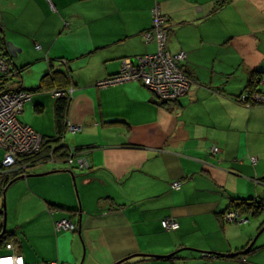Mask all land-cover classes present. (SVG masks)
<instances>
[{
    "label": "crops",
    "instance_id": "crops-1",
    "mask_svg": "<svg viewBox=\"0 0 264 264\" xmlns=\"http://www.w3.org/2000/svg\"><path fill=\"white\" fill-rule=\"evenodd\" d=\"M156 8L167 50L186 54L179 64L191 80L187 94L163 101L140 81L97 86L124 58L155 51L142 33ZM0 36L21 76L14 88L31 95L18 120L61 137L67 153L31 170L56 172L12 191L13 249L2 246L0 256L25 264H238L245 256L264 264V230L242 254L264 226V209L243 215L246 223L222 217L233 199L264 203V105L237 101L264 73V0H0ZM24 72L38 77L34 89L25 88ZM61 86L73 91L59 133L51 90ZM70 154L88 166L69 164ZM167 217L177 230L165 228ZM61 218L75 229L56 232Z\"/></svg>",
    "mask_w": 264,
    "mask_h": 264
},
{
    "label": "built area",
    "instance_id": "built-area-1",
    "mask_svg": "<svg viewBox=\"0 0 264 264\" xmlns=\"http://www.w3.org/2000/svg\"><path fill=\"white\" fill-rule=\"evenodd\" d=\"M166 18L158 8L152 11V27L142 33L146 43L153 42L155 51L138 55L135 58H124L120 64V70L114 76L98 81L97 86L106 87L130 81H140L158 99L163 101H175L187 94L191 80L184 73L179 62L186 58V54L180 51L172 55L167 50V28L164 26ZM6 59L0 56V75L8 71ZM73 89L65 91H53V96L58 98L72 95ZM31 95L25 90H6L0 93V169H8L20 163L23 158L38 154L41 150L43 137L30 126L21 123L18 115L22 112L25 102ZM237 101L246 106L264 105V79L259 82V89H246L238 97ZM66 129L73 133L80 130L79 127L66 122ZM55 146V145H54ZM213 148V152H217ZM72 154V153H71ZM71 154L67 162H75L80 168L87 167L84 159H74ZM55 162L54 160H52ZM255 162V159H252ZM24 167V164L21 165ZM181 182L175 181L171 184L173 190L180 189ZM264 208V203H263ZM223 220L228 222H248L237 211L228 210L223 213ZM54 230H73L75 224L69 219L61 218L54 221ZM167 230H177L178 222L167 217L164 219ZM6 249L12 250L11 243L6 244ZM0 264H25L23 258L17 254H5L0 256ZM36 264H60L57 261ZM238 264H248L245 257H241Z\"/></svg>",
    "mask_w": 264,
    "mask_h": 264
},
{
    "label": "trees",
    "instance_id": "trees-1",
    "mask_svg": "<svg viewBox=\"0 0 264 264\" xmlns=\"http://www.w3.org/2000/svg\"><path fill=\"white\" fill-rule=\"evenodd\" d=\"M0 56L6 59V62L8 63V71L10 70L11 65H13L11 57L8 53L7 47L5 40L0 36ZM15 67V66H14ZM19 69H17L18 71ZM6 73V74H7ZM19 74V72L15 73ZM5 75V74H4ZM4 75H0V93L6 90H23L21 87H16V88H8L6 86V79ZM20 75V74H19ZM50 74L43 76L41 79L42 84L47 82V78ZM53 75H55L58 80L61 81H66L67 80V75L64 72L60 71H55L53 72ZM264 79V73H257L254 75L253 80L249 83V88L247 89H259V82ZM55 80V78H53ZM257 85L255 88L254 86ZM40 88H37L35 90H39ZM65 91L66 88H54L51 90V94L53 95V91ZM246 90V89H245ZM69 95H65L62 97L57 98L56 102V107H55V117H56V124L59 133L62 132L64 129L65 125V113L67 110V106L69 103ZM56 98V97H55ZM61 137H57L56 139L54 138H44L43 137V143L41 146V150L38 154L31 155L28 157L23 158L20 163H17L15 166L8 168V169H0V196H3V191L4 189L8 186L9 182L12 181L14 178L23 175L24 174H30L31 169L35 168L36 166L42 164V163H48L51 162L52 160L59 161V160H64L67 157V153L63 150L62 145L60 143ZM55 145V146H54ZM24 164V167H21V165ZM33 170V169H32ZM263 203L259 202L257 200L253 199H233L230 202V205L228 206L227 210H233L237 211L242 215L245 216H251L255 217L258 214H260L263 211ZM0 216L2 218L3 214L2 211H0ZM248 219V218H247ZM249 220V219H248ZM2 231V224L0 223V234ZM11 239V234L7 230L3 234L0 235V248L2 246H6V244L10 241ZM241 253H236L234 256H238ZM233 256V255H232ZM245 257V256H241ZM241 259V258H240ZM247 261V260H246ZM248 263V262H247ZM249 264V263H248Z\"/></svg>",
    "mask_w": 264,
    "mask_h": 264
},
{
    "label": "rangeland",
    "instance_id": "rangeland-1",
    "mask_svg": "<svg viewBox=\"0 0 264 264\" xmlns=\"http://www.w3.org/2000/svg\"><path fill=\"white\" fill-rule=\"evenodd\" d=\"M37 65V64H36ZM34 65V66H36ZM15 70V67L14 65H11L10 67V70L7 74H5V79H6V86L8 88H13L15 86H18L20 81H21V76L19 74H15L13 73V71ZM23 78H24V82H25V88L26 89H34L35 88V85L38 84L39 80H38V77L35 76V74H33L32 72H24L23 73ZM27 106V104L25 105ZM51 164H54V163H44L40 166H37L35 168H32L34 169L35 172H40L42 171V169L46 166H49ZM31 169V170H32ZM23 182V179H20V180H16L14 181L13 184L11 187L10 185L7 187L6 189V193H5V211H6V218L8 219V203L11 201V199H13L15 196H14V193H12V191L16 188H18ZM0 211H2L3 213V196H0ZM0 219H1V216H0ZM3 221V219H2Z\"/></svg>",
    "mask_w": 264,
    "mask_h": 264
},
{
    "label": "water",
    "instance_id": "water-1",
    "mask_svg": "<svg viewBox=\"0 0 264 264\" xmlns=\"http://www.w3.org/2000/svg\"><path fill=\"white\" fill-rule=\"evenodd\" d=\"M9 50L12 52V48H11V45L9 47ZM53 172H56V171H49V172H46V173H35V174H23V175H20L16 178H14L12 181L9 182L8 186L13 183L14 181L16 180H20V179H26V178H30V177H41V176H45L47 174H50V173H53ZM7 186V187H8ZM7 187L4 189L3 191V221H2V231H1V234H3L6 230V223H7V218H6V211H5V192H6V189ZM264 230V226L261 228V230L256 234V236L252 239V241L250 242L249 246L247 248H245V250L242 251V254H246L251 248L252 246L255 244L256 242V239L257 237L259 236V234ZM0 234V235H1ZM122 261V260H121ZM121 261L115 263V264H119Z\"/></svg>",
    "mask_w": 264,
    "mask_h": 264
},
{
    "label": "bare ground",
    "instance_id": "bare-ground-1",
    "mask_svg": "<svg viewBox=\"0 0 264 264\" xmlns=\"http://www.w3.org/2000/svg\"><path fill=\"white\" fill-rule=\"evenodd\" d=\"M20 90V89H19ZM4 170V169H3ZM24 174V173H23ZM6 193V192H5Z\"/></svg>",
    "mask_w": 264,
    "mask_h": 264
}]
</instances>
